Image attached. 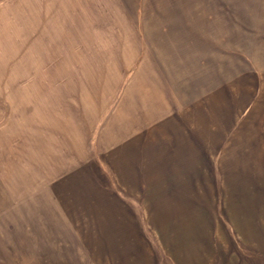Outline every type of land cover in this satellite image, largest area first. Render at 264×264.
<instances>
[{"label": "crops", "instance_id": "0c3cea01", "mask_svg": "<svg viewBox=\"0 0 264 264\" xmlns=\"http://www.w3.org/2000/svg\"><path fill=\"white\" fill-rule=\"evenodd\" d=\"M20 14V73L32 69L41 80L44 62L61 51L52 38L66 19L59 0L24 1ZM190 30L174 34L152 23L143 42L138 29L122 31L120 43L102 49L108 53L100 74L86 76L80 93L53 86L61 83L59 65L42 81L48 87L6 86L1 92L10 97L0 96L11 102L13 118L0 120V147L41 148V157L46 150L56 169L51 186L38 174L37 185L72 205V222L82 216L100 243L116 237L121 245L147 244L120 253L117 264H264V171L261 204L249 205L243 226L235 214L221 219L219 205L205 204V180L240 162L257 135L264 139V31L244 29V42L226 34L228 51L214 31L206 54L198 29ZM13 69L0 74V83L18 78ZM5 112L0 105V117ZM141 220L151 236L139 235Z\"/></svg>", "mask_w": 264, "mask_h": 264}, {"label": "rangeland", "instance_id": "374dc122", "mask_svg": "<svg viewBox=\"0 0 264 264\" xmlns=\"http://www.w3.org/2000/svg\"><path fill=\"white\" fill-rule=\"evenodd\" d=\"M24 1L27 0H0V74L8 71V68L17 69L18 73V78L12 83H0V93L8 98L10 96L1 92L5 91L6 86L11 91H19L24 86L32 89L50 86L52 83L47 85L42 81L57 74V65L61 67V83L52 85L62 87L61 91H68V87L71 94L73 86L80 93L86 76L100 74L101 55L108 53L102 49L110 47L112 43H120L122 31L127 34L133 28L139 30L138 38L143 42L144 34H147L152 23L174 34H187L191 28L198 29L196 33L198 38L204 40L206 54L212 48L214 31L221 36L220 46L227 51L229 45H223V40L229 37H224L226 34L231 33L238 42H244V29L252 31V34L264 31V0H59L62 18L65 16L66 20L62 23L59 38H50L55 45H60L61 51L55 52L53 61L44 62L38 73L42 76L41 80H35L36 73L32 69L27 71L22 67L20 73V13ZM69 11L72 12L71 16ZM97 27L101 31L103 27L104 35ZM126 36L136 38L131 34ZM73 46L77 47L74 59ZM113 60L115 56L110 54V61ZM68 63L71 66L68 67ZM19 74L24 78L21 79ZM72 81L75 83L72 84ZM10 104V101L0 96V105L6 111L0 120L12 117ZM80 118L77 117V123L80 122L78 126L85 135L86 129ZM100 124L101 120L97 125ZM94 132L91 131L88 137L91 142H94L97 134ZM85 138L83 136V141L77 140V143H84ZM255 140L257 143L254 142L251 148L241 149L238 157L240 162L227 165L228 169L221 165L218 179L212 182L205 180L208 188L205 204L219 205L221 219L229 213L235 214L238 227L243 226L249 205L261 204L260 174L264 171V163L261 162L264 160V147L261 150L255 145L264 144V139L257 135ZM36 150H39L38 156L32 153ZM41 154V148L23 144L0 147V264H117L116 258L122 252H132L139 246L140 251H144L143 246L147 244L121 245L116 242V237H111L109 243H100L101 238H95L97 229L79 214L72 222V205L60 204L52 187L49 188L55 165L47 157L46 150L42 157ZM37 174L39 179L45 178V184L49 183L50 186L39 187ZM254 177L258 178L251 179ZM255 187L258 189L254 190ZM140 224L139 235L151 236L150 229L142 225L145 224L143 220Z\"/></svg>", "mask_w": 264, "mask_h": 264}]
</instances>
